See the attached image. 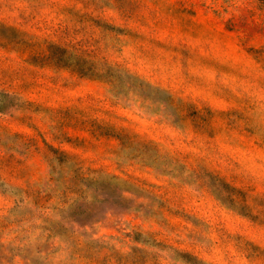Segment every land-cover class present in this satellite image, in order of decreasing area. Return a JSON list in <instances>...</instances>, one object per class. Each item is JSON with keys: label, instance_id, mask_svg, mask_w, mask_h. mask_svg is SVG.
<instances>
[{"label": "rangeland", "instance_id": "rangeland-1", "mask_svg": "<svg viewBox=\"0 0 264 264\" xmlns=\"http://www.w3.org/2000/svg\"><path fill=\"white\" fill-rule=\"evenodd\" d=\"M0 264H264V0H0Z\"/></svg>", "mask_w": 264, "mask_h": 264}]
</instances>
